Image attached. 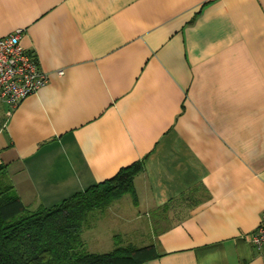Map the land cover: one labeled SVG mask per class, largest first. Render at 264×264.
<instances>
[{
    "label": "crops",
    "instance_id": "crops-1",
    "mask_svg": "<svg viewBox=\"0 0 264 264\" xmlns=\"http://www.w3.org/2000/svg\"><path fill=\"white\" fill-rule=\"evenodd\" d=\"M17 28L49 75L0 101L1 181L26 207L142 162L134 219L164 225L119 239L153 243L144 264H264V0H0V37Z\"/></svg>",
    "mask_w": 264,
    "mask_h": 264
},
{
    "label": "trees",
    "instance_id": "trees-1",
    "mask_svg": "<svg viewBox=\"0 0 264 264\" xmlns=\"http://www.w3.org/2000/svg\"><path fill=\"white\" fill-rule=\"evenodd\" d=\"M142 170V162H135L58 204L34 209L22 203L12 185L0 181V264H144L158 257L153 243L138 246L115 239L110 251L99 253L86 250L81 238L93 208L107 206L125 193L136 202L133 179Z\"/></svg>",
    "mask_w": 264,
    "mask_h": 264
},
{
    "label": "built area",
    "instance_id": "built-area-1",
    "mask_svg": "<svg viewBox=\"0 0 264 264\" xmlns=\"http://www.w3.org/2000/svg\"><path fill=\"white\" fill-rule=\"evenodd\" d=\"M21 29L0 37V101L15 108L27 95L44 87L49 75L36 57L20 43ZM58 74H62L59 70ZM252 244L264 247V217L251 236Z\"/></svg>",
    "mask_w": 264,
    "mask_h": 264
},
{
    "label": "rangeland",
    "instance_id": "rangeland-1",
    "mask_svg": "<svg viewBox=\"0 0 264 264\" xmlns=\"http://www.w3.org/2000/svg\"><path fill=\"white\" fill-rule=\"evenodd\" d=\"M1 179L0 176V181ZM131 199H133L132 196L129 193H125L113 200L109 205L93 208L87 213L81 229V238L84 241V248L86 250L99 253L110 251L114 247V240L123 238V230L125 232L124 235L127 232L129 233L130 230H134V232L139 230L144 235L142 242H145L147 241V234L154 232L157 228L163 227L164 224L152 226L148 219L135 220V211L132 212ZM138 210L137 208L136 212ZM123 219L130 221L126 223ZM125 241L122 244H127ZM142 242L134 239L135 245H139Z\"/></svg>",
    "mask_w": 264,
    "mask_h": 264
}]
</instances>
